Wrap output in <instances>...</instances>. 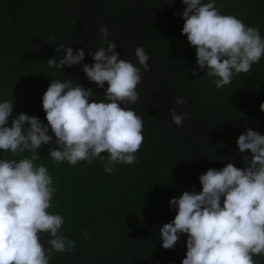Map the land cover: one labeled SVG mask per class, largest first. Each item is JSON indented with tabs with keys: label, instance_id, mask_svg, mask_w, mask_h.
<instances>
[{
	"label": "trees",
	"instance_id": "1",
	"mask_svg": "<svg viewBox=\"0 0 264 264\" xmlns=\"http://www.w3.org/2000/svg\"><path fill=\"white\" fill-rule=\"evenodd\" d=\"M184 7L181 0H0V101H13V116L36 115L46 124L41 97L52 79L69 78L90 89V100L103 96L80 64L48 67L47 59L62 55L56 44L73 52L84 48L82 63L91 66L89 53L101 46L103 25L119 58L141 67L134 54L138 45L149 56V69L141 67L139 99L121 105L143 121L137 162L106 173L99 160L57 164L47 157L48 145L39 150L35 163L48 168L56 188L49 211L63 216V234L75 241L71 252H53L49 264H180L187 234L171 249L159 240L158 228L175 215L169 199L200 191L198 177L209 168L229 162L243 168L237 137L249 128L264 134V55L219 89L204 72L193 76L194 46L181 34ZM216 7L264 36V0H217ZM178 96L186 103L177 104ZM170 109L189 116L177 126ZM26 155L0 153L17 160ZM47 239L41 235L50 247ZM253 259L264 264V257Z\"/></svg>",
	"mask_w": 264,
	"mask_h": 264
},
{
	"label": "clouds",
	"instance_id": "2",
	"mask_svg": "<svg viewBox=\"0 0 264 264\" xmlns=\"http://www.w3.org/2000/svg\"><path fill=\"white\" fill-rule=\"evenodd\" d=\"M181 3L185 5L179 13L181 34L194 46L196 58L193 76L202 71L219 89L260 61L264 36L258 28L232 14H222L217 0ZM99 33L101 46L89 53L91 66L82 63L84 48L73 52L62 43L56 44L62 55L46 63L58 69L80 64L86 78L103 88L101 99L90 100L91 90L69 78L52 79L41 97L46 124L36 115L21 112L13 116V101H0V153H28L18 160L0 157V264H49L53 252H71L75 246L63 234V216L49 211L56 188L48 168L35 163L42 145L49 146L47 157L57 164L99 160L106 173L120 164L137 162L143 121L134 109L121 105L139 99L141 67L149 69V56L138 45L134 54L141 67H137L119 58L107 27L101 25ZM176 103L186 100L178 96ZM259 107L264 112V101ZM169 111L177 126L189 116ZM235 143L243 168L231 162L218 170L209 168L198 177L200 191L185 190L168 201L175 215L158 228L159 240L161 247L171 249L181 234H187L180 264H256L254 256L264 257V134L249 128ZM245 150L248 155H243ZM44 233L50 237L46 241L50 247L41 242Z\"/></svg>",
	"mask_w": 264,
	"mask_h": 264
}]
</instances>
